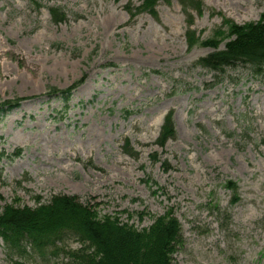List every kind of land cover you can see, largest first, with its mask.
Returning <instances> with one entry per match:
<instances>
[{"label": "rangeland", "instance_id": "374dc122", "mask_svg": "<svg viewBox=\"0 0 264 264\" xmlns=\"http://www.w3.org/2000/svg\"><path fill=\"white\" fill-rule=\"evenodd\" d=\"M200 1L150 13L141 0H0V102L20 98L0 110V211L68 194L141 229L171 207L173 264H264V75L239 66L216 81L195 65L212 47L186 40L188 28L213 37L223 18L257 20L264 0ZM81 77L68 99L49 93ZM168 112L175 133L160 146ZM56 243L21 261L80 264L66 252L75 236ZM11 258L0 240V264Z\"/></svg>", "mask_w": 264, "mask_h": 264}, {"label": "trees", "instance_id": "16d2710c", "mask_svg": "<svg viewBox=\"0 0 264 264\" xmlns=\"http://www.w3.org/2000/svg\"><path fill=\"white\" fill-rule=\"evenodd\" d=\"M158 0H141L137 11L154 12ZM183 6L201 9L200 0H181ZM54 22L65 19V13L59 6H47ZM132 13L131 8H127ZM188 45L201 44L212 50L200 56L195 65L216 73L219 81L227 69L245 66L258 76L264 75V11L255 21L239 24L232 19L223 18L222 27L215 29L213 37L200 39L192 28L187 29ZM225 40L223 47H219ZM83 78H79L65 89L49 87V93L59 92L62 98L68 95ZM20 98L0 102V110L17 105ZM175 130L171 112L164 115L156 143L163 146L167 139L174 136ZM125 140L124 152L135 153ZM20 149L14 152L18 155ZM2 155V153H0ZM156 159L155 155H152ZM164 166L167 165L164 163ZM230 189L232 201L238 199L237 185L228 180L224 184ZM73 235L80 242V247L66 251L80 264H173L172 255L181 244L180 223L172 208L153 216L148 227L137 229L127 222H121L117 216H98L90 204H83L75 195L55 194L47 202H37L36 206L5 203L0 211V240L10 255L11 264H24L21 257L26 254V246L43 253L50 248L57 253V241Z\"/></svg>", "mask_w": 264, "mask_h": 264}, {"label": "bare ground", "instance_id": "6f19581e", "mask_svg": "<svg viewBox=\"0 0 264 264\" xmlns=\"http://www.w3.org/2000/svg\"><path fill=\"white\" fill-rule=\"evenodd\" d=\"M0 52H3V49H1V51Z\"/></svg>", "mask_w": 264, "mask_h": 264}]
</instances>
